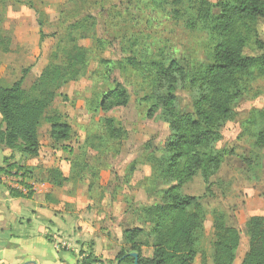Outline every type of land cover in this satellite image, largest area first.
<instances>
[{
  "label": "rangeland",
  "instance_id": "rangeland-1",
  "mask_svg": "<svg viewBox=\"0 0 264 264\" xmlns=\"http://www.w3.org/2000/svg\"><path fill=\"white\" fill-rule=\"evenodd\" d=\"M173 1L0 0L3 87L24 76L22 88L30 92L48 64L61 63L62 53L58 58L52 54L70 47L67 27L87 14L94 16L96 37L107 43L102 50L94 45L86 75L57 90L46 112V117L59 115L71 127V138L54 147L50 127L43 122L38 156L15 158L16 165L25 169L24 178L15 175L16 169L0 176V264H80L88 253L99 264H116L119 252L128 249L123 230L142 226L136 210L161 202L160 192L169 184L159 180L146 157H166L161 148L170 130L160 111L147 117L149 105L143 98L149 90V74L125 69L128 64L123 61L134 55L127 50L142 57L163 50L165 60L179 61L188 77L211 63L209 32L199 25L192 29L186 18L177 17ZM207 1L214 6L228 0ZM183 4L186 12L191 3L184 0ZM212 12L218 14L217 9ZM256 29L264 44V21H258ZM129 38L137 45L129 48ZM253 42L244 56L263 54ZM78 44L90 47L87 41ZM246 80L242 96L232 105L234 118L222 127L221 139L214 145L225 157L209 179L210 191L205 193L200 176L181 189L182 195L201 198L205 219L196 233V246L208 257L214 242L213 211L223 213L226 226L240 232L234 264H241L248 249V219L264 217V148L255 146L262 129L264 71L254 70ZM114 82L124 86L129 102L104 113L99 103ZM175 96L181 112H193L198 93L189 82L177 87ZM106 119L115 120L126 133L118 148L110 144L117 153L94 149L100 145ZM9 157L10 152L0 147V166ZM52 170L66 178L61 188L51 185L53 180L61 182L49 176ZM142 253L149 256L151 250L144 248Z\"/></svg>",
  "mask_w": 264,
  "mask_h": 264
},
{
  "label": "trees",
  "instance_id": "trees-1",
  "mask_svg": "<svg viewBox=\"0 0 264 264\" xmlns=\"http://www.w3.org/2000/svg\"><path fill=\"white\" fill-rule=\"evenodd\" d=\"M185 1L191 3L186 12L184 0L172 2L174 13L177 17L182 15L186 18L192 29L199 25L209 32L212 39V61L209 65L199 67L188 77L179 61L165 60L163 50L155 55L146 53L144 57L136 51L127 50L126 53L134 55L123 61L129 65L125 69L131 67L133 71L149 74L146 77V80L149 79V90L143 98L149 105L147 117L152 118L160 111L168 124L170 134L161 148L166 157L162 159L148 154L146 161L159 180L168 183L169 187L160 192L162 198L159 204L136 210L137 220L142 226L123 230L128 249L121 250L117 255L116 262L120 261L119 264H134L128 256L132 253L138 255V264H196L197 258L199 264H234L240 244V232L226 226L223 213L213 211L211 256L199 250L196 233L202 228L205 211L201 198L182 195L181 189L200 176L206 186L205 193L210 191L209 179L219 171L225 157L224 152L214 147L221 139L220 130L233 120L232 105L242 96V88L250 73L264 71V44L258 40L256 29L258 21H264V0H228L214 6L207 0ZM213 9H217L218 14H213ZM94 28V16L89 14L70 24L65 34L70 47L58 48L52 54L53 58H58L62 53L61 63L48 64L32 84L30 92L22 88L24 76L10 87L0 85V147L10 152V157L4 159V166H0V176L10 175L12 169H16L15 175L24 178L25 169L16 165L15 158L38 156V131L43 122L50 127L49 137L54 147L71 138V127L59 115L46 117V112L57 90L86 75L94 45L102 50L107 44L96 37ZM43 38L40 33V39ZM129 40V48L137 45L136 40ZM78 41H87L90 47L81 46ZM252 41L263 51L262 55L244 56V50ZM100 63L107 62L101 60ZM188 82L198 96L193 103V112L183 113L175 91ZM128 102L129 95L124 86L114 82L101 97L99 109L105 113L116 107H125ZM259 118L262 129L255 137V146L264 148V112L259 113ZM104 124L105 132L98 138L100 145L94 149L117 153L115 148L125 137V130L113 119H106ZM48 174L54 179H61V182L53 180L51 185L54 188H61L66 182L57 170L48 171ZM246 236L248 249L241 264H264V217L248 219ZM144 248L151 250L150 257L143 255ZM99 263L100 260L91 253L80 262Z\"/></svg>",
  "mask_w": 264,
  "mask_h": 264
},
{
  "label": "water",
  "instance_id": "water-1",
  "mask_svg": "<svg viewBox=\"0 0 264 264\" xmlns=\"http://www.w3.org/2000/svg\"><path fill=\"white\" fill-rule=\"evenodd\" d=\"M128 256L134 260V264H138L137 263L138 255L136 253L129 254ZM119 263H120V261H118L116 264H119ZM31 264H33V263H31Z\"/></svg>",
  "mask_w": 264,
  "mask_h": 264
},
{
  "label": "built area",
  "instance_id": "built-area-1",
  "mask_svg": "<svg viewBox=\"0 0 264 264\" xmlns=\"http://www.w3.org/2000/svg\"><path fill=\"white\" fill-rule=\"evenodd\" d=\"M65 245H66V244H62V247H65ZM58 248H59L58 245L55 246V249H58Z\"/></svg>",
  "mask_w": 264,
  "mask_h": 264
},
{
  "label": "crops",
  "instance_id": "crops-1",
  "mask_svg": "<svg viewBox=\"0 0 264 264\" xmlns=\"http://www.w3.org/2000/svg\"><path fill=\"white\" fill-rule=\"evenodd\" d=\"M150 255H151V253H150ZM150 255L149 256H145V257H150Z\"/></svg>",
  "mask_w": 264,
  "mask_h": 264
}]
</instances>
